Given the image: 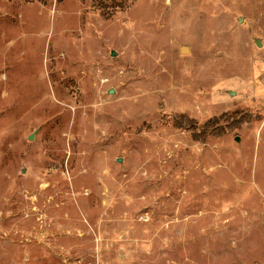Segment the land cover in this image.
Masks as SVG:
<instances>
[{
  "label": "rangeland",
  "instance_id": "374dc122",
  "mask_svg": "<svg viewBox=\"0 0 264 264\" xmlns=\"http://www.w3.org/2000/svg\"><path fill=\"white\" fill-rule=\"evenodd\" d=\"M0 264H264V0H0Z\"/></svg>",
  "mask_w": 264,
  "mask_h": 264
},
{
  "label": "water",
  "instance_id": "95a60500",
  "mask_svg": "<svg viewBox=\"0 0 264 264\" xmlns=\"http://www.w3.org/2000/svg\"><path fill=\"white\" fill-rule=\"evenodd\" d=\"M181 50H182V51H186V50H187V47H182ZM113 54H114V53H113ZM30 138H32V136H31Z\"/></svg>",
  "mask_w": 264,
  "mask_h": 264
}]
</instances>
